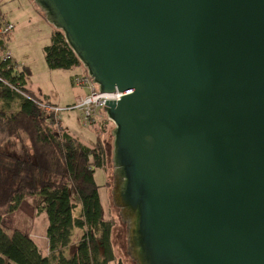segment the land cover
Here are the masks:
<instances>
[{
	"label": "water",
	"instance_id": "95a60500",
	"mask_svg": "<svg viewBox=\"0 0 264 264\" xmlns=\"http://www.w3.org/2000/svg\"><path fill=\"white\" fill-rule=\"evenodd\" d=\"M106 100L135 264H264V0H34Z\"/></svg>",
	"mask_w": 264,
	"mask_h": 264
},
{
	"label": "trees",
	"instance_id": "16d2710c",
	"mask_svg": "<svg viewBox=\"0 0 264 264\" xmlns=\"http://www.w3.org/2000/svg\"><path fill=\"white\" fill-rule=\"evenodd\" d=\"M1 5L4 27L9 22L4 24ZM10 31L0 34V264H108L116 257L111 241L115 220L104 216L96 178L97 167L106 163L104 144L98 138L90 147L74 138L62 128L55 111L43 106L56 105L29 93L28 70L20 71L11 54L4 52L2 37ZM45 59L52 69L81 65L58 29L45 47ZM99 116L106 132L110 120L104 110ZM21 132L27 134L33 155H12L1 149ZM35 195L41 197L37 213L46 212L48 217V252L27 233L4 222L25 198ZM77 227L83 234L75 252L68 254Z\"/></svg>",
	"mask_w": 264,
	"mask_h": 264
},
{
	"label": "rangeland",
	"instance_id": "374dc122",
	"mask_svg": "<svg viewBox=\"0 0 264 264\" xmlns=\"http://www.w3.org/2000/svg\"><path fill=\"white\" fill-rule=\"evenodd\" d=\"M0 3L5 16L4 24L9 22L14 26L7 35L2 37L5 45L4 52L11 54L20 71L28 70L26 84L29 93L43 102L56 105L59 109L58 114L62 128L74 138L90 147L96 145L98 138H101L106 149V163L97 167L96 178L100 186L104 216L115 220L111 241L116 257L108 264H135L126 249L122 247V243L128 238L126 235L128 229L121 227L123 218L112 196V184H114L112 173L114 170V135L112 128L114 124L109 121L112 128L108 127L107 131L103 132L100 116L96 123L90 124L84 118L81 110L66 108L74 102L75 96L88 94V89L76 86L73 81L74 76L85 73L86 68L82 64L69 69H52L48 66L45 59V47L51 43L56 27L48 22L46 16H43L41 7L34 0H0ZM99 114H101V110H98ZM20 135H17L10 143L4 144L1 149L12 155L25 156L29 153L33 155L27 134L21 132ZM40 199L41 197L37 196L35 204L33 205V201L30 204L33 205L31 206L33 207V217L37 216L36 206ZM41 220L42 217L39 215L34 225L35 230L41 231ZM8 226L12 227L13 225L8 223ZM16 227L24 231L28 229V223H19ZM37 240L42 248V240L40 238Z\"/></svg>",
	"mask_w": 264,
	"mask_h": 264
},
{
	"label": "built area",
	"instance_id": "2783aa9c",
	"mask_svg": "<svg viewBox=\"0 0 264 264\" xmlns=\"http://www.w3.org/2000/svg\"><path fill=\"white\" fill-rule=\"evenodd\" d=\"M11 23L7 24L4 27L0 26V34H3L7 31L13 29ZM74 84L81 88H86L89 90L88 94L85 96H79L75 99V102L72 105H68L67 109H79L84 114V118L92 124L93 121L97 120L98 110H104L106 100H118L121 96L124 95L123 92H100L98 85L93 82V78L86 71L82 74H76L73 78ZM45 109L49 111H55L57 117L58 107H54L50 104L43 105ZM105 111V110H104ZM108 117V116H107ZM109 119V118H108Z\"/></svg>",
	"mask_w": 264,
	"mask_h": 264
},
{
	"label": "crops",
	"instance_id": "0c3cea01",
	"mask_svg": "<svg viewBox=\"0 0 264 264\" xmlns=\"http://www.w3.org/2000/svg\"><path fill=\"white\" fill-rule=\"evenodd\" d=\"M43 16H45L44 12H43ZM26 88H27V84H26ZM76 98H77V96H75L74 100ZM108 127L112 128L110 126V123L107 124V128ZM113 129H114V127L112 128V130ZM36 197L37 196L35 195V196H30V197L25 198L23 200L20 208L17 211H15L13 213H10V214H8L7 216L4 217V222L7 225H8V223H10L11 225H13L12 227H14V228L19 223H25V222L28 223V229L24 230V232L26 231L25 233H27L29 236L34 238V240L37 242L38 245H39L40 242H38L39 240H37V238H40L42 240V243H41L42 248L41 247L40 248L44 252H48L49 251V239H48V237L46 235V230H47V226H48L47 214H46V212H41V213H37L36 217L32 216L33 207H31V206H33L35 204ZM31 202L33 203V205H30V204H32ZM39 215L42 217V220H41L42 221L41 231L35 230V226H34L35 222H36V219H37V217ZM82 234H83V229L82 228H79V227L75 228L73 236H72V242L67 247V253L68 254H72V253L75 252L76 246L78 245Z\"/></svg>",
	"mask_w": 264,
	"mask_h": 264
}]
</instances>
